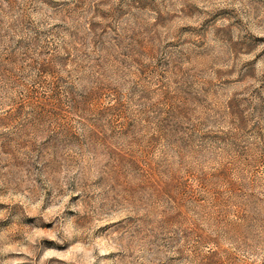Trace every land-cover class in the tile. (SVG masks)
<instances>
[{"label": "rangeland", "instance_id": "1", "mask_svg": "<svg viewBox=\"0 0 264 264\" xmlns=\"http://www.w3.org/2000/svg\"><path fill=\"white\" fill-rule=\"evenodd\" d=\"M0 264H264V0H0Z\"/></svg>", "mask_w": 264, "mask_h": 264}]
</instances>
